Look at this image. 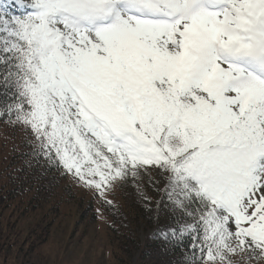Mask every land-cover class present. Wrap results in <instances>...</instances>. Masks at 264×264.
<instances>
[{
    "label": "snow or ice",
    "instance_id": "obj_1",
    "mask_svg": "<svg viewBox=\"0 0 264 264\" xmlns=\"http://www.w3.org/2000/svg\"><path fill=\"white\" fill-rule=\"evenodd\" d=\"M0 97L101 195L158 169L192 259L264 253V0H0Z\"/></svg>",
    "mask_w": 264,
    "mask_h": 264
},
{
    "label": "rangeland",
    "instance_id": "obj_2",
    "mask_svg": "<svg viewBox=\"0 0 264 264\" xmlns=\"http://www.w3.org/2000/svg\"><path fill=\"white\" fill-rule=\"evenodd\" d=\"M11 11L24 9L14 4ZM38 154L30 131H0V264H202L172 254L162 240L192 221L169 198L167 178L154 166L117 179L101 195ZM39 159L44 168L37 170ZM18 247L25 252H15ZM225 256L224 264H264L258 249Z\"/></svg>",
    "mask_w": 264,
    "mask_h": 264
},
{
    "label": "trees",
    "instance_id": "obj_3",
    "mask_svg": "<svg viewBox=\"0 0 264 264\" xmlns=\"http://www.w3.org/2000/svg\"><path fill=\"white\" fill-rule=\"evenodd\" d=\"M0 99H3V97H0ZM14 119H15V117H12V120H14ZM5 129H15V130L20 129V135L21 134H27V133H29V131L26 130L23 125L11 123L9 121V117L7 115L0 116V131L5 130ZM18 156L19 155H16V157H18ZM20 156L21 157H24L25 159H28V156L29 155L24 154V153H20ZM37 156L40 157L39 154ZM39 160H40L41 163L38 166L37 170L38 169H41V168H44L43 161L41 159H39ZM35 161H37V160L35 159ZM54 166H55V168H57L55 170L60 171V168L61 167L56 166V164H54ZM137 211H138L137 208L133 207L131 209V211L129 212V214L131 216L137 215ZM34 229H36V228H34ZM194 235H195V233L192 234V235L191 234H189V235H187V234L186 235L185 234L184 235H180L179 233H176L175 236H173V235H167L162 240H164V243L167 246H169L172 254H174L176 256H184V255H190V256H192L193 243H194L193 236ZM15 252H18L20 254H23L25 251H21V249L18 247V248L15 249ZM27 256H28V254L25 253L24 254V257H27ZM224 263H225V261H224ZM217 264H219V262H217Z\"/></svg>",
    "mask_w": 264,
    "mask_h": 264
}]
</instances>
